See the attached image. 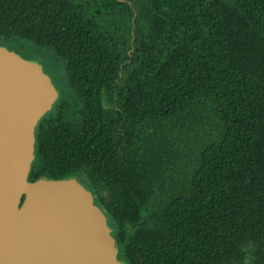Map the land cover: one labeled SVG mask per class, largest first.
I'll return each mask as SVG.
<instances>
[{
  "label": "trees",
  "instance_id": "obj_1",
  "mask_svg": "<svg viewBox=\"0 0 264 264\" xmlns=\"http://www.w3.org/2000/svg\"><path fill=\"white\" fill-rule=\"evenodd\" d=\"M0 40L65 63L31 177L86 175L121 261L264 264V0H0Z\"/></svg>",
  "mask_w": 264,
  "mask_h": 264
},
{
  "label": "water",
  "instance_id": "obj_2",
  "mask_svg": "<svg viewBox=\"0 0 264 264\" xmlns=\"http://www.w3.org/2000/svg\"><path fill=\"white\" fill-rule=\"evenodd\" d=\"M57 98L38 61L0 45V264H126L89 188L28 181L35 127Z\"/></svg>",
  "mask_w": 264,
  "mask_h": 264
},
{
  "label": "flooded vegetation",
  "instance_id": "obj_3",
  "mask_svg": "<svg viewBox=\"0 0 264 264\" xmlns=\"http://www.w3.org/2000/svg\"><path fill=\"white\" fill-rule=\"evenodd\" d=\"M24 50V48H22ZM17 52V51H16ZM18 53H23V54H27L29 55L31 58H32V55H31V52L28 51H23L21 52H18ZM34 59V58H32ZM36 60V59H35ZM38 61L41 65H42V68L43 70L49 75V77L51 78V81L53 83V85L55 86V88L57 89V92H58V98L56 100V102L54 103V105L52 106L51 110H49L40 120L39 122L37 123V126L35 127V144H34V160H33V163L31 165V168H30V172H29V176H28V181L29 182H35L37 180H41V179H44V180H49V181H60V180H70V179H76L77 181H79L82 185H84L85 187L89 188V190L93 193L94 195V198L97 202V204L99 205V207L105 212V210L103 209V207L101 206L98 198V191H95V190H92L90 188V186H88L86 184V180L87 179V176L86 175H83L81 173L80 170H75L73 171L72 173L73 174H70L71 176L69 178H63V179H46V178H40V179H33L31 177V173H32V170L34 168L35 165H37V157H36V154H37V150H36V142H37V135H42L43 133V130L46 129V126L48 125V123L53 120V121H57L58 122V119L63 116L64 117V120L72 125H75L76 124V121H77V112L76 110L74 109V113H75V119L74 120H70L67 115H68V109L70 108L71 106V103L72 101L70 100V95L68 92H64V86L63 84H59L60 82H58L57 80H55V76L53 75L54 73V70L55 69H50V68H47L46 64L42 61V60H36ZM71 88L69 87L68 90H70ZM64 92V93H63ZM78 102V100H77ZM73 104V103H72ZM72 108H76L75 106V103L73 105ZM54 114H56L54 116ZM68 121H67V120ZM105 214L108 216V214L105 212ZM108 227L109 229L111 230V235L112 237L115 239V234H114V229L111 227L110 225V218L108 216ZM115 243H116V247H117V238L115 239ZM118 249V248H117ZM119 251V250H118Z\"/></svg>",
  "mask_w": 264,
  "mask_h": 264
},
{
  "label": "rangeland",
  "instance_id": "obj_4",
  "mask_svg": "<svg viewBox=\"0 0 264 264\" xmlns=\"http://www.w3.org/2000/svg\"><path fill=\"white\" fill-rule=\"evenodd\" d=\"M0 45L7 47L10 50H14L17 52H23L28 51L31 52L32 58H34V60H42L47 68L50 69H55L53 75L55 76V80H57L58 82H60L59 84H63V88H64V92H68L70 94V100L72 101L70 108L67 110L68 111V115L67 117L70 120H74L75 119V113H74V108L73 105L75 103L76 98L74 96L71 95V89L68 90V88L70 87L69 85V80H68V76L65 70V63L62 60H59L58 57L51 52L49 49L47 48H37L34 45H31L30 43H26V42H22V41H16L13 43H10V40H0ZM24 48V50L22 49ZM24 56H26L27 58H31L29 55L27 54H23L20 53ZM41 65V64H40ZM42 66V65H41ZM63 92V93H64ZM56 114H54L55 116ZM116 230L114 229V232ZM115 237V236H114ZM117 237H115L116 239Z\"/></svg>",
  "mask_w": 264,
  "mask_h": 264
}]
</instances>
